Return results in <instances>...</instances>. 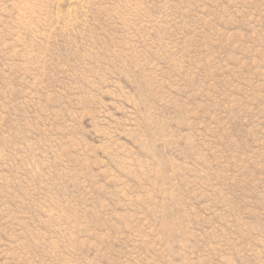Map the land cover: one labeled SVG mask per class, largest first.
I'll use <instances>...</instances> for the list:
<instances>
[{
    "label": "rangeland",
    "instance_id": "obj_1",
    "mask_svg": "<svg viewBox=\"0 0 264 264\" xmlns=\"http://www.w3.org/2000/svg\"><path fill=\"white\" fill-rule=\"evenodd\" d=\"M0 264H264V0H0Z\"/></svg>",
    "mask_w": 264,
    "mask_h": 264
}]
</instances>
